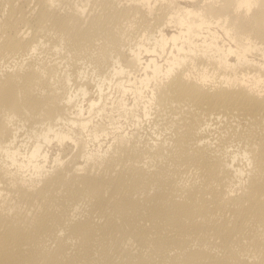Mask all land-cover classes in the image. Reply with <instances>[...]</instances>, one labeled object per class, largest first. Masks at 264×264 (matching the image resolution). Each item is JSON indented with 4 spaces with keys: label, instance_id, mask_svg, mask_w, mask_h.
Masks as SVG:
<instances>
[{
    "label": "bare ground",
    "instance_id": "bare-ground-1",
    "mask_svg": "<svg viewBox=\"0 0 264 264\" xmlns=\"http://www.w3.org/2000/svg\"><path fill=\"white\" fill-rule=\"evenodd\" d=\"M66 1L0 26V264H264V0Z\"/></svg>",
    "mask_w": 264,
    "mask_h": 264
},
{
    "label": "rangeland",
    "instance_id": "rangeland-1",
    "mask_svg": "<svg viewBox=\"0 0 264 264\" xmlns=\"http://www.w3.org/2000/svg\"><path fill=\"white\" fill-rule=\"evenodd\" d=\"M100 1L101 0H90L89 5L91 8V12H93L95 14L101 13ZM36 2H37V0H14L12 3H10L9 0H0V26L4 22L9 21L10 23L17 25L18 29H20V30H26V29L30 30L31 26H32V20H33V14H34L31 11V9H32L33 5L36 4ZM74 2H76V4H78V3L80 4L81 0H68V1H66L65 5L67 8L68 7H75L76 4H74ZM84 3H85V1H82V4H84ZM141 11H143V10H141ZM150 16L151 15L144 14V12H143L142 14L141 13L138 14L137 17L135 18V20H133V22H130L131 25H132V23L134 24V26H132L130 28H137L134 31H132L131 34L133 36L130 39L134 40L135 37L142 35V32H144V34H147L148 30H151L152 28L154 30V26H152L153 20L150 18ZM142 19H147V22H145L144 24H141ZM50 33H53V31H50ZM122 56L124 59V61H123L124 63L126 62V60L130 59L128 54L126 55L124 53ZM94 94H96V91L94 92ZM167 110L168 109L161 110L162 112L160 111L159 115H157L154 118V120L152 121V123H150V126L148 128L151 130V132L152 131L153 132L154 131L155 132L160 131L162 128H164L165 122L167 121L166 123H168V121H169L168 118H170V116H173V114L171 111L169 112ZM107 112L109 113L108 116L106 114ZM107 112L104 113L103 117L96 118L97 123H111V120L109 118V116H111V110H107ZM170 113L172 115H170ZM160 115H163V116H160ZM166 115H167V119H165ZM161 126H163V127L161 128ZM135 131H137V130L135 129ZM142 135L144 136V133ZM67 153L70 155V148L69 149L66 148L65 154H67Z\"/></svg>",
    "mask_w": 264,
    "mask_h": 264
}]
</instances>
